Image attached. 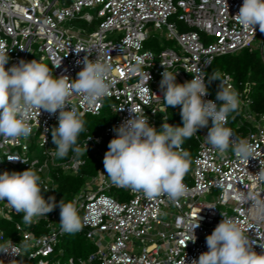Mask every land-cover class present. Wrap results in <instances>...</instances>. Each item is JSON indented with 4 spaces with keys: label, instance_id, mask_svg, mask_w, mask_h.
Instances as JSON below:
<instances>
[{
    "label": "built area",
    "instance_id": "built-area-1",
    "mask_svg": "<svg viewBox=\"0 0 264 264\" xmlns=\"http://www.w3.org/2000/svg\"><path fill=\"white\" fill-rule=\"evenodd\" d=\"M227 4L228 9L224 0H0V41L10 49L5 67L36 59L47 63L53 76L75 80L85 56L98 58L110 65L111 95L102 104L89 106L74 94L68 107L97 115L106 106L113 114V121L99 135L86 134L77 142L83 152L79 156L72 150L65 158L54 155L50 135L59 125V111L52 114L32 109L27 113L32 127L27 139L0 137V174L6 166L23 170L31 166L41 177V187L48 189L42 190L46 196L56 195L49 175L52 171L77 174L84 164L83 155L91 154L97 162L95 174L84 177L69 201L76 205L82 220L76 233H81L93 250L84 258L61 261L62 250L57 245L66 233L59 224L60 208L38 221L34 218L29 226L23 223V213L0 201V220L17 219L13 225L17 240L0 235V244L11 240L19 253L0 252V264H181L183 260L192 264L208 251L206 237L221 222L222 213L238 222L254 251L264 253V212L257 218L258 209L251 199L254 196L264 202V181L255 175L264 168V113L251 111L246 83L237 88L230 75L219 73L223 86L239 94L240 106L232 112V131L234 138L246 139L254 146L255 158H249L248 163L237 159L231 146L221 155L207 144L204 137L212 126L209 120L207 127L188 139L193 142L190 168L183 179L188 191L178 202L166 195L149 200L142 192L112 184L103 164L109 142L117 135L115 129L134 115L129 108L139 109L138 114H145L158 131L166 117L171 124L160 87L164 71L177 72L176 82L182 84L199 70L207 84L206 71L215 57L245 48L259 51L264 66V33L258 25L255 32L245 30L234 19L243 0H227ZM171 17L186 30L179 31ZM75 21L84 26L74 30ZM161 38L173 44L155 50L145 47L150 39L157 43ZM138 58L143 63L140 71L133 73L130 69ZM219 85V80L213 81V90L217 92ZM204 99L220 103L209 90ZM181 107H174L176 116L181 115ZM181 150L185 151L183 145ZM10 155L19 159L10 161ZM209 195L212 200H202ZM198 218L196 240L188 241L190 225Z\"/></svg>",
    "mask_w": 264,
    "mask_h": 264
},
{
    "label": "clouds",
    "instance_id": "clouds-1",
    "mask_svg": "<svg viewBox=\"0 0 264 264\" xmlns=\"http://www.w3.org/2000/svg\"><path fill=\"white\" fill-rule=\"evenodd\" d=\"M224 2L228 9L227 0ZM233 17L243 29L255 32L254 26L258 25L264 33V0H243L239 12ZM9 50L0 41V137L27 139L32 133V127L27 122L30 110L40 112L43 109L52 114L59 111V125L52 130V140L56 145L54 155L65 158L69 150L77 156L82 155L77 140L85 131L84 113L75 106L69 108V98L75 94L89 106L102 104L111 95L107 79L110 65L98 58L90 60L85 56L84 67L75 80H70L63 75L53 76L50 67L36 59L20 60L18 64L6 68L10 59ZM142 63L138 58L130 71L139 72ZM176 74L164 71L160 87L168 107L182 106V126L169 124L166 117L158 131L149 124L148 117L139 115V109L133 106L129 111L134 115L115 129L117 135L110 140L103 160L104 170L112 184L128 188L133 193L142 192L149 200L166 195L172 202H178L186 196L188 189L183 179L189 171L190 159L181 146L185 139L207 127L209 120L212 126L204 138L219 154H225L231 146L237 159L248 163L249 158H255L254 146L246 139L234 138L232 129L226 126L229 115L240 106L239 94L224 87L220 74L213 72L207 77V82L220 81L216 94L220 103L217 104L204 99L208 86L199 70L193 79L182 84L176 82ZM84 151L87 152V145ZM7 159L13 161L19 157L10 155ZM255 175L257 180L264 181V168ZM41 184V177L31 166L22 172L5 171L0 174V201H5L18 214L23 213V223L30 226L34 218L38 221L40 217L48 216L57 206L54 197L44 198L42 190L48 189L42 188ZM240 198L244 199L242 194ZM251 199L258 209L257 218H262L259 212H264V202L254 196ZM59 208L61 231L68 234L80 231L82 220L76 205L62 199ZM222 216L221 222L206 237L208 251L201 253L198 260H192V264H264V253L253 250V242L238 222L225 213ZM197 227L199 218L190 225L191 237L188 241L195 242L194 229ZM12 245L11 240L5 241L0 244V252L19 254Z\"/></svg>",
    "mask_w": 264,
    "mask_h": 264
},
{
    "label": "trees",
    "instance_id": "trees-1",
    "mask_svg": "<svg viewBox=\"0 0 264 264\" xmlns=\"http://www.w3.org/2000/svg\"><path fill=\"white\" fill-rule=\"evenodd\" d=\"M153 50L158 46L157 43H151L149 45ZM213 72H225L230 75L234 85L240 88V84L246 83L248 85V97L251 99V111L255 114L264 113V66L261 61L259 51L250 50L248 48L242 49L237 53L225 54L215 57L209 68L206 71L207 77H210ZM213 81L208 84V90L212 95L217 94L213 90ZM166 104V103H165ZM107 107L104 106L97 115L84 114L83 119L85 121V131L80 133L77 142H79L86 134L96 136L100 133L101 129L108 126L113 121V114L107 112ZM171 125L177 126L178 121H182L181 115L176 116L174 113V107L167 106V113ZM235 118L232 117V113L228 117L227 125L234 124ZM176 123V124H175ZM244 129V128H243ZM185 151L191 158L193 145L191 140L185 139L183 142ZM189 146V147H188ZM84 164L80 167L77 174H62L52 171L49 175L56 188L55 202L57 206L53 211L59 209V202L63 199L64 202H69L71 197L79 190L82 185V181L85 176H92L97 169V162L90 155H83ZM24 171L19 167V172ZM51 196L44 195L47 200ZM17 219H12L11 222L0 220V235L2 238H9L13 241L17 240L14 231V222ZM57 248L62 250L61 261L71 258H84L89 252L93 250V246L90 245L83 237L81 233L64 234L58 241Z\"/></svg>",
    "mask_w": 264,
    "mask_h": 264
},
{
    "label": "rangeland",
    "instance_id": "rangeland-1",
    "mask_svg": "<svg viewBox=\"0 0 264 264\" xmlns=\"http://www.w3.org/2000/svg\"><path fill=\"white\" fill-rule=\"evenodd\" d=\"M170 21H173L174 23H175V26H176V28L179 30V31H182V30H186V28H185V25H183L181 22H179V21H176L175 19H174V17H171L170 18ZM73 29L74 30H76V29H79L80 27H83L84 26V23L82 22V21H75V22H73ZM65 27H68V26H65ZM154 33L152 32V31H150V35H153ZM156 37H157V35H155ZM151 40L152 39H150V41H147L146 43H145V47L147 48V49H149V50H153L149 45L151 44ZM157 44H158V46H159V48H161V49H163V48H169L173 43H169V42H166L163 38H161V39H159V41L157 42ZM43 64H46L47 65V63H43ZM107 112L110 114L111 112L109 111V110H107ZM168 115H170L171 114V112H170V114H169V112L167 113ZM166 114V116H168ZM172 115V114H171ZM172 117H173V115H172ZM163 118H164V116H163ZM156 119H158V120H161V118L158 116V115H156ZM168 121L170 122V120L168 119ZM176 124V123H175ZM173 125V124H172ZM176 126V125H175ZM177 126H182V121H178L177 122ZM227 127H229V128H231V129H235V124H230V125H227ZM103 129H101V131H102ZM101 131H100V133H101ZM99 133V134H100ZM98 134V135H99ZM50 137H51V140H50V145L52 146L53 145V140H52V133H51V135H50ZM54 149H56V145H55V147H54ZM36 152V151H35ZM30 156L32 157V154H30ZM90 156L94 159V157H93V155H91L90 154ZM5 171H8L9 173H11V172H19V169L18 168H15V167H9V166H6V167H4L2 170H1V172L3 173V172H5ZM112 194H114V193H112ZM118 194H120V193H118ZM213 198H212V196L211 195H209V196H206V197H204L202 200H204V201H210V200H212Z\"/></svg>",
    "mask_w": 264,
    "mask_h": 264
}]
</instances>
